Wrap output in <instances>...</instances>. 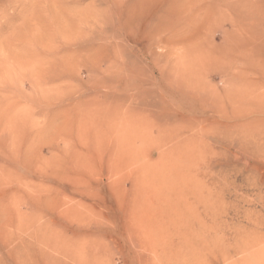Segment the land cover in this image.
<instances>
[{
  "label": "rangeland",
  "instance_id": "1",
  "mask_svg": "<svg viewBox=\"0 0 264 264\" xmlns=\"http://www.w3.org/2000/svg\"><path fill=\"white\" fill-rule=\"evenodd\" d=\"M0 264H264V0H0Z\"/></svg>",
  "mask_w": 264,
  "mask_h": 264
},
{
  "label": "bare ground",
  "instance_id": "2",
  "mask_svg": "<svg viewBox=\"0 0 264 264\" xmlns=\"http://www.w3.org/2000/svg\"><path fill=\"white\" fill-rule=\"evenodd\" d=\"M46 58H47V57H46ZM15 62H16V61H15ZM57 78H58V77H57ZM59 78L62 79V77H60V76H59ZM59 78H58V79H59ZM55 79H56V78H55ZM45 80L49 81L50 78H46ZM51 80H52V79H51ZM4 88H5V87H4Z\"/></svg>",
  "mask_w": 264,
  "mask_h": 264
}]
</instances>
